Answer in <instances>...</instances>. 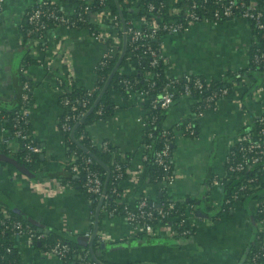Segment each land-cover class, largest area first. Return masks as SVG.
<instances>
[{"label": "crops", "instance_id": "obj_1", "mask_svg": "<svg viewBox=\"0 0 264 264\" xmlns=\"http://www.w3.org/2000/svg\"><path fill=\"white\" fill-rule=\"evenodd\" d=\"M53 1L67 13L76 8L72 0ZM165 1L175 4V0ZM34 3L5 0L0 10V206L14 209L46 232L57 230L79 236L81 241L90 239L98 213L96 237L103 238V249L96 255L104 263L242 264L259 230L254 199L234 201L218 217H211L207 208L216 209L224 202V185L212 183V177L224 173L229 148L264 113V80L256 72L245 74L214 107L197 115L192 97L178 98L164 111V127H173L187 118L195 122V133L191 135L175 128V177L165 192L176 200L196 198L200 208L195 211V233L190 236L176 237L165 230L154 236L144 235L121 212L109 213L99 208L100 201L94 205L92 197L78 185L57 180L63 179L71 155L59 125L65 109L60 102L58 74L69 66L79 85L93 87L96 67L109 41L95 39L86 27L60 25L51 26L41 37L27 36L21 25ZM133 19L137 26L144 24L137 14ZM106 29L112 28L109 25ZM253 36L251 24L244 18L217 24L199 21L186 31L167 33L162 37L167 72L173 76L196 72L208 79H223L229 70L248 68ZM122 69L133 72L130 63ZM21 79L30 84V128L42 146L40 161L26 164L32 174L5 158L18 159V139L12 137L2 113L17 104ZM113 98V112L90 123L87 130L96 142L110 140L122 159L130 157L128 174L119 182L121 199L136 201L146 192L159 204L162 183L150 182L144 175L143 121L149 114L148 98L119 89H114ZM42 171L45 175H40ZM44 178L53 180L47 182ZM12 239L19 250L20 264H77L48 253L41 247V240L35 242L28 235Z\"/></svg>", "mask_w": 264, "mask_h": 264}, {"label": "built area", "instance_id": "obj_2", "mask_svg": "<svg viewBox=\"0 0 264 264\" xmlns=\"http://www.w3.org/2000/svg\"><path fill=\"white\" fill-rule=\"evenodd\" d=\"M93 1L95 0H84L82 3L75 2L76 8L73 13H67L61 9L58 3L53 0H35L34 5L26 12L25 21H27L28 26L21 25L22 30L25 29L27 35L32 36L33 34H38L40 37L44 35V32L49 28V25L53 22L54 25L64 26L66 28H80L86 27L91 35L97 40H108V49L105 51L103 57L97 65L98 68H103L108 60L114 57L117 53L121 55L123 48L120 47L122 37L126 39L130 36V41L135 42L139 39L145 38H157L158 32L161 29L167 30L168 33L183 32L190 28V26L199 21L210 22L212 24H217L225 19L231 18H244L249 21L252 29L254 27L261 29L264 35V0H214L217 6L214 8H208L204 13H198L197 7L200 5L205 6V2L208 0H187L189 2L186 8L183 18L179 20H174L177 15L181 14L182 7L180 5V0H175L174 5H168L165 0L159 1L156 4L154 1H150L147 4L149 10H160L163 11V15L168 18L167 21L163 18L158 17V19H144V24L146 23L150 31L145 30L142 26H137L134 22L133 17L129 20H124L118 13H112L107 9L93 10ZM5 0H0V10L4 7ZM101 6L105 4V0H99ZM208 11V14H207ZM87 13L90 14L91 21ZM111 26V30H107V26ZM254 25V26H253ZM256 37L253 36V41L251 45H255V50L253 51L252 58L256 63H264V41H256ZM250 45V46H251ZM249 46V48H250ZM149 53L152 58L150 60L151 65L158 64L159 60H163L167 63L166 56L163 51L162 38L159 40V46L149 48ZM133 66V72H137L138 76H141L148 80V88L133 89L134 83L125 78V87L130 89L131 93H137L143 98H148L151 104V108H160L161 111L168 109L176 99L181 97H193V93L196 90L208 89L210 87V80L207 77L196 73V72H186L182 75L173 76L167 72L166 64V74L167 79L162 83L159 94L154 98H149V89L154 87L155 80L152 79L153 75H158L153 70H145L143 67H135L133 61H128ZM126 63V64H127ZM239 68H234L232 71H237ZM63 72L68 73L70 78H74L69 66L63 69ZM264 80V77H263ZM63 81L58 76V87L60 92H63V87L61 83ZM99 86L94 84L93 87L89 88L94 91ZM30 84L28 80L23 82V92H22V104L14 111L12 117V127L11 130L12 137L18 139L17 150L22 146L25 147L26 153L24 158L27 162L33 160V153L40 152L42 146L40 142L32 134L30 128L29 120V107L31 101V91ZM230 93L228 86H218L217 88L211 89L203 98H194L196 102V109L194 114H200L207 107H214L217 100ZM70 98H62V103L66 105V110L74 109L75 106L70 104ZM83 105H87L89 98L82 99ZM146 115L143 121L144 126V141L142 145L144 160L149 156L145 150L150 149L153 141V131L152 123L158 119V114L150 112ZM85 110H80L79 112H72L66 114L64 121L61 124L60 129L70 130L72 128L73 120L78 122L81 120V116L84 115ZM98 113H102L101 108ZM178 122L176 125H179ZM184 126L179 128L182 133L191 135L195 133V122L191 119L184 123ZM253 126L257 129H249L243 132L237 141L229 148L226 155V168L222 176L212 177V183H218L225 186L236 171L242 170L253 163L257 162L260 157L264 154V113L257 117L254 121ZM168 127L163 128L164 136V146L162 149L156 152V160L159 164L164 167H170L169 160L171 155L170 149V135ZM178 129V127H177ZM90 134V133H89ZM90 140L96 143L102 149L110 151L115 155L120 157L118 149L110 140H103L96 142L94 137L90 134ZM114 146V147H113ZM241 152L243 156L235 162H232V155L236 152ZM70 161L68 165L70 169L76 173L85 171V180L83 182V187L86 193L94 195L96 199L101 201V207L108 211L109 213H115L119 210V207L113 206L109 208V202L107 199V193L104 187V180L100 171L94 169L90 164L92 163V158L90 156H80L77 150H73L70 153ZM113 170L116 178L123 177L124 166L118 162L113 161ZM174 173L163 175L162 183L163 189L166 187L170 181L174 179ZM45 181L51 182L52 178H44ZM60 183L73 184L70 180L57 179ZM254 178L248 179L247 183L242 184L241 188L246 187H257L258 185L253 183ZM264 180V178H263ZM39 181V180H37ZM50 188V187H49ZM50 190H52L50 188ZM119 194V192H117ZM121 195V193H120ZM233 202L239 199L245 198L246 193H233ZM262 198H259L261 197ZM93 199V198H92ZM255 201V212L256 215L261 214L262 216L257 219L258 221V241L259 245L256 249L248 251L242 264H264V191L259 194L258 197H252ZM231 199L228 198L226 202H230ZM176 208V199L169 197L166 202L161 204H156L146 192H143L137 199V204L135 207H131L129 202L124 203L120 207L121 213L125 215L129 221L137 228L139 233L148 236H154L159 233L160 230H165L166 233L176 237H183L192 234L195 231V220L197 216L193 206L188 205L187 209L182 214L173 213ZM0 213H4L5 216L0 220V224L3 225L2 231L0 232V237L9 229L13 232V236L16 235H28L31 239L36 237L37 239H42L46 236L43 229H37L33 227L30 223H25L24 221L13 218L7 212L6 207L0 206ZM103 238H101L102 240ZM48 253L57 255L61 258L69 256L71 253H76L75 257L78 260V264H98L99 262L89 255V250H83L79 253L75 252L76 249L67 241L58 240L56 243L47 244L44 248Z\"/></svg>", "mask_w": 264, "mask_h": 264}, {"label": "trees", "instance_id": "obj_3", "mask_svg": "<svg viewBox=\"0 0 264 264\" xmlns=\"http://www.w3.org/2000/svg\"><path fill=\"white\" fill-rule=\"evenodd\" d=\"M78 3L84 2V0H72ZM150 1H154L156 4H159L161 0H139L135 2H129L126 0H105V4L101 6L99 3V0L93 1V10H101V9H107L111 11L112 13H118L123 17L125 20H129V18L133 17V14H137L140 17H143L144 19H158V17L163 18L162 21L169 20L163 15V11L160 12V10H149L147 7V4ZM180 5L182 7L181 14L177 15L174 20H179L183 18V14L186 11V8L189 5V2L187 0H180ZM217 4L214 2V0H208L205 2L204 5H200L197 7L198 13H204L208 8H214ZM208 14V11H207ZM87 16L89 17V21L92 20L90 18V14L87 13ZM24 25L28 26L27 21H24ZM53 22L49 25V28L53 26ZM254 26V25H253ZM142 27L150 31L151 28L148 27V25L145 23L142 25ZM48 28V29H49ZM23 32L27 35L25 29ZM46 32V31H45ZM44 32V34H45ZM168 31L161 29L158 32L157 38H145V39H139L135 42L130 41V36H127L126 39L122 37L120 47L125 49L123 58L121 60V65L115 70V72L112 74V71L114 70L116 63L120 57V54L117 53L114 57L110 58L107 62V64L103 68L97 69V79L96 84L99 86L96 90L91 91L89 88L84 87L82 85H79L75 79L72 77L70 78V75L68 73L60 71L59 78L63 81L61 83V86L63 87V92L60 94V102L62 103V98L69 97L70 98V104L74 105V109L66 110V105L62 103L64 106V114L62 115L59 125L61 126L62 122L64 121V118L66 114H70L72 112H79L80 110H85L84 115H82L80 121L73 122L72 128L70 130H64L61 129L64 141L69 146V151L72 152L73 150H77L78 154L80 156H90L92 158V163L90 164L94 169L100 171L102 174V178L104 180V187L107 193V199L109 202V208H112L113 206L120 207L123 206L124 203H127L125 200L121 199V191L119 187V182L122 178L126 177L129 170L130 165V157L127 156L125 159H122L118 155H115L114 153L102 149L100 146H98L96 143H93L90 138L89 131L87 130V127L90 123L94 122L97 119L100 118H106L108 115H110L114 108H115V101L113 98V91L114 89H119L123 93H129L130 89L125 87L124 79L127 78L131 80L134 83L133 89H140V88H148V80L145 78L138 76L137 72L135 73H127L122 69V66L126 64L128 61H133L135 67H143L145 70H153L158 75H153L152 79L155 80L154 87L149 89V98L156 97L161 89L162 83L167 79L166 74V63L163 60H159L158 64L151 65L150 60L152 58L151 54L149 53V48L158 47L159 46V40L163 37V35L167 34ZM254 36L256 37L255 42L258 40L264 41V35L262 33L261 29H258L254 27L253 30ZM38 34H33V37ZM39 36V35H38ZM255 50V45H251L249 48V66L248 68H239L237 71L229 70L223 79H217V80H210V87L208 89H201L196 90L193 93L194 98H203L211 89L217 88L218 86H228L229 91L231 92L233 90V87L235 83H237L239 80L243 78L245 74L254 73L256 72L259 74V76L263 79L264 77V63L259 62L256 63L253 61L252 54ZM112 74V76H111ZM111 76V77H110ZM109 79V82L107 83V80ZM23 79V78H22ZM21 79V88L19 90V98L17 104L11 108L10 111L7 112L5 110L2 115L4 116L7 125L10 129H13L12 127V117L14 114V111L18 109L22 104V92H23V82L24 80ZM89 98V102L87 105H83L82 99ZM101 108L102 113H98V110ZM148 109H151L150 112H153L154 114H158V119L152 123L151 130L153 131L152 141L153 144L150 149L145 150L149 154V156L144 160L145 164V172L144 175L147 180L150 182H160L162 180V176L168 175L173 173V162L172 157H170L169 164L170 167H164L162 164H159L156 160V152L164 146V136H163V115L164 111H161L160 108H151L150 102H148L147 105ZM192 118H187L184 121H181V123H184L188 120H191ZM193 120V119H192ZM194 121V120H193ZM175 125L173 127H168L169 129V135H170V149L173 151V142L175 138V128H181L184 125L183 124ZM61 128V127H60ZM257 129V127L252 126L247 128L249 129ZM246 131V130H245ZM244 131V132H245ZM72 132L74 135H72ZM75 139H77L83 146H80L75 142ZM114 147V146H113ZM117 149V147H114ZM42 151V150H41ZM40 152L33 153L32 157L33 160L31 162H27L24 158V154L26 153V149L24 146L21 145V147L18 149L17 153L15 154L18 160L22 163L28 164L29 166H32L35 164V162L40 161ZM172 155V152H171ZM243 154L241 152H236L232 155V162L238 161ZM113 161H118L124 166V175L123 177L116 178L114 175L113 170ZM44 172L42 171L40 175H43ZM45 175V174H44ZM64 180H70L73 182L74 185H78L81 187L85 192L86 190L83 187V182L85 180V171H81L79 173H76L72 171L67 165L63 175L61 176ZM253 177V183L258 185L257 187H246L241 188L242 184L247 183L248 179ZM264 154L260 157V159L253 163L252 165L236 171L230 181L225 184L224 186V202L221 204L220 207L213 209L211 207H208L207 210H209L211 217H218L223 215L228 211V209L233 205V193H241L245 192L246 197L245 198H252V197H258L261 192L264 191ZM166 190H163L162 195L160 196L159 204L162 202H166L167 199L170 197L166 194ZM119 192V194H117ZM90 195L89 193H87ZM143 194V193H141ZM93 198V204H97L99 199H96L94 195H90ZM230 198V202H226V200ZM259 198H262L259 197ZM131 207H135L137 204L136 201L129 202ZM158 204V203H157ZM192 205L194 210H199L200 204H198V201L196 198L190 197L189 200L183 199V200H176V208L174 209L173 213L182 214L185 209H187L188 205ZM7 212L11 215L13 218H18L25 223H30L33 227L39 231L38 225L33 222L31 219L26 218L22 214L18 213L14 209L7 207ZM116 211L115 213L121 212ZM183 215V214H182ZM5 216L4 213H0V220ZM262 215H256L257 219L261 217ZM3 225L0 224V232L2 231ZM46 233V236L42 239H37L34 237L32 240L37 242L41 240V247L46 248L47 244L56 243L58 240L67 241L69 242L72 247L76 249L75 252L79 253L83 250H89V255L92 258V251L97 254L99 250L103 249V243L100 239L97 237L93 240V242L90 244L87 241L83 242L81 240L77 239H69L64 237L60 234V231L57 230H50L48 232L44 231ZM195 231L192 233L194 234ZM13 232L9 229H6V232L2 235V241L0 242V264H20L19 263V250L18 247L15 245L13 241ZM191 235V234H190ZM187 235V236H190ZM259 245L258 237L256 238V241L250 245L249 252L253 249H256ZM76 253H71L69 256L63 258L65 260H71L75 261V263L78 264V260L75 257ZM97 256V255H96ZM93 259V258H92ZM100 261L102 262L103 259ZM104 263V262H103ZM243 263V262H242ZM100 264V263H98ZM106 264H116V263H106Z\"/></svg>", "mask_w": 264, "mask_h": 264}, {"label": "water", "instance_id": "obj_4", "mask_svg": "<svg viewBox=\"0 0 264 264\" xmlns=\"http://www.w3.org/2000/svg\"><path fill=\"white\" fill-rule=\"evenodd\" d=\"M124 52H125V49L122 51V53H121V55H120V57H119V59H118V61H117V63H116V66H115L114 70L112 71V74H113V73L115 72V70L119 67V65H120V63H121V60H122V58H123ZM112 74H111V76H112ZM111 76H110V77H111ZM109 79H110V78H108L107 83L109 82ZM72 135H74L73 132H72ZM74 140H75V142H77L78 145L83 146V145H82L77 139L74 138ZM5 158L8 159V160H10V161H12V162H13L15 165H17L22 171H24V172H26V173H29V174H32V171H31L30 167H29L28 165H26V164L20 162V161H19L18 159H16L15 157L5 155ZM100 206H101V201H100V203H99V208H100ZM201 214H203V212H202ZM98 223H99V219H98V213H97V215H96V219H95V224H94V229H93V231H92V234H91V236H90V239H89V240H88V239H83V242L89 241L90 244L93 242V240L96 238V235H97V233H98ZM60 234L63 235L64 237H66V238H69V239H77V240L79 239V236H76V235H70V234H67V233H64V232H60ZM82 238H84V237H82ZM84 240H85V241H84ZM92 256H93L94 259H96L100 264H106V263L101 262L100 259L96 256V254H95L93 251H92Z\"/></svg>", "mask_w": 264, "mask_h": 264}]
</instances>
